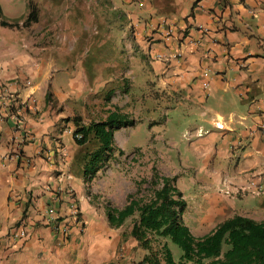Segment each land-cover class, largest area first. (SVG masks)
<instances>
[{
  "label": "crops",
  "instance_id": "obj_1",
  "mask_svg": "<svg viewBox=\"0 0 264 264\" xmlns=\"http://www.w3.org/2000/svg\"><path fill=\"white\" fill-rule=\"evenodd\" d=\"M30 1L39 19L52 5L0 0V19L24 18ZM112 2L134 24L128 93L108 77L98 89L110 93L93 95L82 66L27 65L0 28V264H138L148 253L131 235L137 215L110 225L99 195L109 190L96 186L100 171L85 180V146L74 139L75 114L88 124L113 106L129 113L130 94V117L166 130L152 142L156 165L193 190L190 228L204 234L235 213H264V193L244 190L252 175L264 183V0ZM177 131L185 151L174 159L156 142L177 150Z\"/></svg>",
  "mask_w": 264,
  "mask_h": 264
},
{
  "label": "rangeland",
  "instance_id": "obj_2",
  "mask_svg": "<svg viewBox=\"0 0 264 264\" xmlns=\"http://www.w3.org/2000/svg\"><path fill=\"white\" fill-rule=\"evenodd\" d=\"M51 1L52 5L42 7V18L37 21L25 22L26 15L20 20H6L8 25L0 24L9 41L20 48V53L25 57L24 63L34 67L36 63L43 62L52 68L54 60L63 66L85 67L86 80L93 95H107L108 91H100L98 87L108 77L121 81L119 88L122 93L130 92L129 77L125 74L131 65V55L134 52L133 45H130L134 24H130L128 11L115 5L112 0ZM35 7L39 16L40 9L36 5ZM118 61L120 64H114ZM78 71L82 73L83 69ZM112 84H115V81ZM129 98V115L134 117V96L130 94ZM182 133L176 132L177 150L165 148L164 141H158L156 144L161 145L162 150L166 149L168 154L177 159V152L185 151ZM166 135V130L160 125L139 120L118 130L115 139L124 149L118 147L121 152H115L102 169L98 170L100 172L99 178H96V186L103 188V185H106L109 190V194L98 193L100 196L103 194L100 200L109 205L122 202L128 193L136 192V183L140 179L151 176L153 166L164 173L160 166L156 165L159 155L152 142L155 136ZM177 185L183 190L187 202L183 217L189 220L194 213L190 208L193 205V190L189 189L190 184L185 180H180ZM145 186L146 183H142L140 187ZM248 213L256 219L264 216V213ZM191 230L195 235H201L204 231L194 225ZM171 248L177 256V247L171 245Z\"/></svg>",
  "mask_w": 264,
  "mask_h": 264
},
{
  "label": "trees",
  "instance_id": "obj_3",
  "mask_svg": "<svg viewBox=\"0 0 264 264\" xmlns=\"http://www.w3.org/2000/svg\"><path fill=\"white\" fill-rule=\"evenodd\" d=\"M35 5L32 1L28 3L25 22L37 21ZM0 24L8 25V22L0 19ZM113 107L104 119L88 124L81 122L80 115L73 116L74 135L80 134L74 139L85 146L83 174L86 181H90L115 152H121L114 142V131L135 122L129 113ZM142 183H146L144 188L140 187ZM136 184L138 189L126 195L122 208L108 204L107 218L110 225L118 226L127 217L137 215L131 235L148 250L138 264H264V218L235 213L208 232L195 235L183 219L187 202L177 185L176 175H167L153 166L151 176ZM171 245L177 247V256Z\"/></svg>",
  "mask_w": 264,
  "mask_h": 264
},
{
  "label": "built area",
  "instance_id": "obj_4",
  "mask_svg": "<svg viewBox=\"0 0 264 264\" xmlns=\"http://www.w3.org/2000/svg\"><path fill=\"white\" fill-rule=\"evenodd\" d=\"M216 126L219 127V128L221 127V125H219V124H216ZM204 132H206V131H204L203 129H198L197 135H201ZM74 136L79 138L80 134H75ZM244 190H246L247 192H250L252 194H262V193H264V183L262 182V180L260 178V175L259 174L252 175L249 178L247 184L245 185ZM71 209H72L71 214L76 216L77 213H78L77 209H76V206H73ZM12 234L14 236L22 237V236H25V231L23 229H14L12 231Z\"/></svg>",
  "mask_w": 264,
  "mask_h": 264
}]
</instances>
